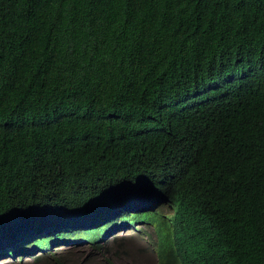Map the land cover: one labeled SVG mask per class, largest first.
Segmentation results:
<instances>
[{
	"label": "trees",
	"instance_id": "16d2710c",
	"mask_svg": "<svg viewBox=\"0 0 264 264\" xmlns=\"http://www.w3.org/2000/svg\"><path fill=\"white\" fill-rule=\"evenodd\" d=\"M148 195L157 264H264V0H0V231L136 264L81 219ZM43 235L0 256L69 264Z\"/></svg>",
	"mask_w": 264,
	"mask_h": 264
},
{
	"label": "clouds",
	"instance_id": "9594fccd",
	"mask_svg": "<svg viewBox=\"0 0 264 264\" xmlns=\"http://www.w3.org/2000/svg\"><path fill=\"white\" fill-rule=\"evenodd\" d=\"M128 203L130 204H135V205H139L140 207L138 208V210H130V211H126L128 210ZM156 200L154 198V195H148L145 197H141L139 200L134 201V202H130L127 199H122V200H115V203L112 204L110 207L105 208V209H97L96 211H94L92 214H87L85 216L82 217L81 221L86 223V222H90L91 219H96L97 221L102 220L99 225L97 226H103L105 223H107L106 229L104 232H102V237L101 240H103L105 242V244H107V242L110 240L111 237H113V234H116V230L119 227H126L129 226L130 228H132L133 230H140L138 228L139 225H145L143 222H136L135 226H133V224L129 225V221L126 219H123L124 216H128L130 217L131 214H136L138 212L144 211L145 209H151L152 207L157 206L156 205ZM119 213V219L117 220V223H110L111 217H114L115 215H117ZM121 214V215H120ZM122 215H124L123 217H121ZM18 226H16L15 228H11V229H7L5 231H0V234L5 233V236H8L6 243L4 244V247L7 246L9 247L11 245L12 242H14L16 240V238L18 236L21 235H25V234H30L32 236V241L37 240L38 238H41L40 236L42 234L43 237L46 236H50V238L48 239V243H49V249L46 248L47 250H51L54 247H57L58 244H62L64 243L63 241L67 240L65 239V235H69V236H74L76 233H79L80 235L78 237L74 236L72 238V240L75 241H81V237L84 234L82 231L87 228V227H83L81 226V224L78 223H74L72 228L76 229L75 233H64L62 236L63 238H57L54 237L55 233L54 231H51V226L55 225V222H50V221H40V222H33L29 225H21V224H16ZM112 225L113 227L111 229H109L108 227ZM27 232V233H25ZM34 238V239H33ZM70 240V239H69ZM85 241V240H84ZM114 241V240H113ZM53 242V243H51ZM89 243V242H88ZM40 249L36 244H30L28 245V247L26 248V250L32 251L33 254H37V250ZM46 250V251H47ZM155 252H156V247L154 248ZM41 252V249H40ZM38 252V253H40ZM6 257H12V258H17L16 260H20L23 257H27L25 255H22V257H20V255L17 254H13L10 252L8 254L2 255L0 256L1 258H6ZM156 257H157V252H156Z\"/></svg>",
	"mask_w": 264,
	"mask_h": 264
},
{
	"label": "rangeland",
	"instance_id": "374dc122",
	"mask_svg": "<svg viewBox=\"0 0 264 264\" xmlns=\"http://www.w3.org/2000/svg\"><path fill=\"white\" fill-rule=\"evenodd\" d=\"M112 227L113 226L110 225L108 228L111 229ZM138 228H140L142 232L135 231L129 226L117 228L116 230L118 231H116V234H113V237L110 238V240L107 242V245L110 244V248L112 249L111 251L114 252V247L112 246L113 240L122 239L120 240L121 244H123L122 248H128V250L138 256V263L136 264H157L156 252L154 250L155 241L157 239V233L155 229L147 227L146 225H139ZM79 235V233H76L74 236L78 237ZM74 236L65 235L64 237L67 240L63 241L64 243L62 244H58L57 247L52 248L51 251H55L57 252V255L63 256L64 258L70 260L69 264H74L73 260H77L76 262H79L78 264H88V262H86L84 259V257L87 255H90L91 258L94 259L93 263H108L96 250L91 248V245L86 240H72ZM38 252H40V249L37 250V253ZM68 255L72 256L69 257ZM16 259V257L1 258L0 264H40L35 261L33 256L23 257L18 261ZM113 259L117 264H133L128 263L122 257L113 256Z\"/></svg>",
	"mask_w": 264,
	"mask_h": 264
}]
</instances>
